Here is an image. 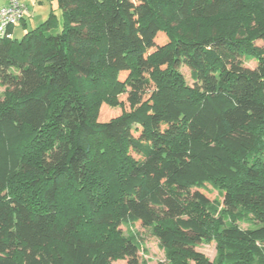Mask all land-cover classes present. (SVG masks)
Wrapping results in <instances>:
<instances>
[{
    "label": "trees",
    "instance_id": "16d2710c",
    "mask_svg": "<svg viewBox=\"0 0 264 264\" xmlns=\"http://www.w3.org/2000/svg\"><path fill=\"white\" fill-rule=\"evenodd\" d=\"M45 1L0 37V264H264V0Z\"/></svg>",
    "mask_w": 264,
    "mask_h": 264
},
{
    "label": "rangeland",
    "instance_id": "374dc122",
    "mask_svg": "<svg viewBox=\"0 0 264 264\" xmlns=\"http://www.w3.org/2000/svg\"><path fill=\"white\" fill-rule=\"evenodd\" d=\"M39 1L41 2V4H36V3L34 4L31 1H27V6L29 9L30 16L26 18V31L36 28L40 24L45 22L48 18L51 8L54 14L56 15L57 19H60V14H59V11L57 10V6L55 3L53 4V6H51L45 0H39ZM21 29H22L21 27L18 28V32L20 35L19 34L15 35L16 39H20L22 37ZM161 42L163 43L164 39H162ZM257 45L261 46V43L258 42ZM255 66L256 64L253 61L244 63V67L246 69L252 70L255 68ZM179 71L185 78L187 84L192 85L190 71L186 67H181ZM2 92H3V89L0 87V93ZM121 100L125 101V97H123ZM123 111L125 112L129 111L128 104L125 102L122 107H115V108H110V109L106 107H101L100 119L109 120V119L115 118ZM214 196L215 194H209L210 198H213ZM241 226L244 227V225H241ZM139 232L143 236L144 246L146 249V254L144 256V259L147 261V264L162 263L164 260L163 253L162 251L158 249L156 241L152 237H150L144 230L140 228H139ZM196 251L203 254L209 260H213L215 257V250H214L213 244H201L196 248ZM115 264H123V263L119 262Z\"/></svg>",
    "mask_w": 264,
    "mask_h": 264
},
{
    "label": "built area",
    "instance_id": "2783aa9c",
    "mask_svg": "<svg viewBox=\"0 0 264 264\" xmlns=\"http://www.w3.org/2000/svg\"><path fill=\"white\" fill-rule=\"evenodd\" d=\"M27 14L26 6L20 0H7L0 8V37L6 35L9 27H15Z\"/></svg>",
    "mask_w": 264,
    "mask_h": 264
},
{
    "label": "crops",
    "instance_id": "0c3cea01",
    "mask_svg": "<svg viewBox=\"0 0 264 264\" xmlns=\"http://www.w3.org/2000/svg\"><path fill=\"white\" fill-rule=\"evenodd\" d=\"M25 6H26V8H27V14L25 15V17H24V21H23V23H20V24H18L17 26H15L13 29H12V36L13 37H15V35H18L19 34V32H18V28L19 27H21L22 29V34L25 32L24 31V28H26V18H28L29 16H30V14H29V9H28V6H27V1H31V2H33L34 4L36 3V4H41V2L39 1V0H20ZM6 2H7V0H0V8L2 7V6H4L5 4H6ZM20 35V34H19Z\"/></svg>",
    "mask_w": 264,
    "mask_h": 264
}]
</instances>
